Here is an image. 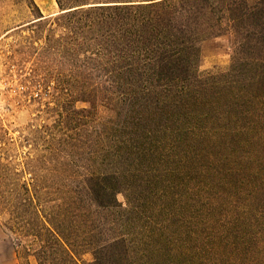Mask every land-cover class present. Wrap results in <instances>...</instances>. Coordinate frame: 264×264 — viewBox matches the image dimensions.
I'll list each match as a JSON object with an SVG mask.
<instances>
[{
    "label": "trees",
    "instance_id": "trees-1",
    "mask_svg": "<svg viewBox=\"0 0 264 264\" xmlns=\"http://www.w3.org/2000/svg\"><path fill=\"white\" fill-rule=\"evenodd\" d=\"M20 1L63 31L36 54L90 105L65 112L96 167L67 160L47 207L24 188L4 223L17 257L264 264V0H55L54 16ZM203 25L243 36L229 68L199 71Z\"/></svg>",
    "mask_w": 264,
    "mask_h": 264
},
{
    "label": "rangeland",
    "instance_id": "rangeland-1",
    "mask_svg": "<svg viewBox=\"0 0 264 264\" xmlns=\"http://www.w3.org/2000/svg\"><path fill=\"white\" fill-rule=\"evenodd\" d=\"M34 1L46 16L59 12L55 0ZM36 14L24 1L0 0V264H12L14 254L19 264H36L34 258L27 261L17 257L14 236L4 227L9 218L20 216L13 211L28 195L24 188L29 189L28 196L39 197L47 207L54 197L52 174L66 170L67 160L74 159L89 170L96 167L93 161L86 160L83 120L77 115L72 122L65 112L68 108L80 113L90 109V105L82 102L78 85L71 97L65 94L66 90L57 88L53 76L57 72L68 75L66 66L59 64L57 68L51 60L36 54L47 48L51 36H62L63 31L51 25L40 29L29 25ZM231 26H197L199 68L230 67L243 37L235 36ZM91 125L95 126V122ZM94 144L92 139L91 145ZM37 189L42 194H37ZM118 199L125 201L122 195ZM82 261L91 264L93 257L86 254Z\"/></svg>",
    "mask_w": 264,
    "mask_h": 264
},
{
    "label": "crops",
    "instance_id": "crops-1",
    "mask_svg": "<svg viewBox=\"0 0 264 264\" xmlns=\"http://www.w3.org/2000/svg\"><path fill=\"white\" fill-rule=\"evenodd\" d=\"M51 8H53V3L51 4ZM51 11H52V10H50L49 13H51ZM42 14H43L44 16H46L45 13H44L43 11H42ZM50 15H51V14H49V16H50ZM11 263H12V264H19L18 261H17V258L15 257V254H14V257H11Z\"/></svg>",
    "mask_w": 264,
    "mask_h": 264
},
{
    "label": "clouds",
    "instance_id": "clouds-1",
    "mask_svg": "<svg viewBox=\"0 0 264 264\" xmlns=\"http://www.w3.org/2000/svg\"><path fill=\"white\" fill-rule=\"evenodd\" d=\"M205 70H208V66L207 65L200 66L199 71H205Z\"/></svg>",
    "mask_w": 264,
    "mask_h": 264
}]
</instances>
